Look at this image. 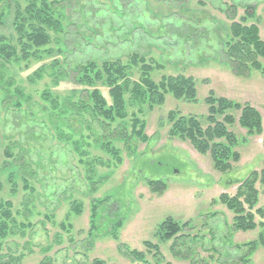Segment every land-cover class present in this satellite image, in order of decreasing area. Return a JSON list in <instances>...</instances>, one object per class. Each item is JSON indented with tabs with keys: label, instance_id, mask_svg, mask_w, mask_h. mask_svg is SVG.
Segmentation results:
<instances>
[{
	"label": "rangeland",
	"instance_id": "rangeland-1",
	"mask_svg": "<svg viewBox=\"0 0 264 264\" xmlns=\"http://www.w3.org/2000/svg\"><path fill=\"white\" fill-rule=\"evenodd\" d=\"M60 1L59 11L68 33L49 30L50 43L28 58H22V45L14 28L13 0H9L12 8L0 23V46L9 43L17 49V55L10 60L0 55L4 81H15L11 99H7L0 84V212L1 205L11 201L15 218L3 239L0 256L4 261L16 259L9 264H94L95 259L104 264H264V227L259 224L264 221V214L256 213L259 225L254 230L237 231L232 227L234 214L225 205L213 202L222 193L234 195L252 171L264 169L262 136L248 135L238 122L231 126L240 140L237 149L241 160L233 164L231 171L222 173L215 169L209 154L202 155L189 141L170 138L168 134L169 112L205 116V98L211 90L217 96L251 103L261 112L264 122L262 73L253 70L248 77L237 76L216 55L231 23L220 11L221 3ZM224 1L228 5L235 2ZM236 2L256 7L251 22L259 23L264 39V0ZM25 5L22 0V6ZM244 13L245 8L239 7L238 16ZM75 38L80 39L77 47ZM134 53L153 65L151 76L156 82L164 75L195 78L197 101L167 94L164 104L152 109L128 106V117L117 119L112 126H126L127 140H112L120 161L85 127L78 134L62 127L65 135L72 138H59L50 121L51 111L42 113L40 109V104L50 107L42 95L49 92L59 97L64 106L79 101L83 86L62 73L72 75L75 66L90 60L128 63ZM260 60L264 66V57ZM131 71L133 79L138 80V67ZM17 86L23 89L22 97L16 93ZM101 90L111 101L108 89ZM133 114L145 123L147 142L133 135ZM102 132L100 129L99 133ZM8 148L13 157L6 155ZM21 150L23 160L31 163V168L34 163L38 170L34 178L24 177L14 162ZM150 179L164 180L165 192H153ZM256 187L260 194L255 209L262 208L264 212V185L257 183ZM95 199L109 203L108 219L121 218L117 239L91 230ZM168 216L181 223L191 221L193 226L187 229V242L176 241L181 257L172 250L175 239L163 240L158 230ZM107 229L111 230L110 224ZM146 241L159 245V253L154 248L150 250ZM251 242H256L257 248L248 257L245 254ZM121 245L143 251L145 260L126 256Z\"/></svg>",
	"mask_w": 264,
	"mask_h": 264
},
{
	"label": "trees",
	"instance_id": "trees-1",
	"mask_svg": "<svg viewBox=\"0 0 264 264\" xmlns=\"http://www.w3.org/2000/svg\"><path fill=\"white\" fill-rule=\"evenodd\" d=\"M13 1L16 5L13 24L19 36V44L22 45V58H28L30 54L36 55L37 49L50 43L52 37L49 30L68 33L59 11L60 0H24L25 6H22V0ZM198 1L205 4L207 0ZM211 1L221 3L220 11L231 21L225 39L220 40V49L216 51V55L221 61L228 64L231 72L237 76L248 77L253 70L260 71L264 76V66L260 60L264 57V39L260 35L259 23L256 20L251 22V19L256 16V7L236 2V0H233L235 2L229 5L224 0ZM241 6L245 8V13L238 16V8ZM11 8L12 3L9 0H0V23L7 14V10ZM77 34L79 35V31ZM78 43L80 44V39L75 38L74 45L76 47ZM67 44L66 47L69 46ZM31 46L32 53L30 52ZM0 55L5 60H10L11 57L17 55V49L9 43L1 44ZM134 67H138V80L133 79L134 72L131 69ZM152 69L153 65L148 63L144 56L137 53L130 57L128 63L121 60H105L103 62L90 60L80 63L71 70L72 75L66 71L62 73L64 76H71L78 85L83 86L79 91V101H72L69 102V105L64 106L59 97L51 96L49 92H45L42 97L45 102L50 103V107L45 103L39 105L40 109L42 113L51 111L49 113L50 121L57 129L59 138L68 140L72 138L71 135H65L62 127L70 128L74 134L81 133L82 128L85 127L91 132V136L97 135V142H101L107 151L113 153L120 161L117 149L112 146V140L117 138L127 140L126 126L118 125L119 127L116 128L112 126L117 122V119L124 120L128 117V106L139 105V110H142L144 106L152 109L157 105H163L167 94H172L176 99L189 102L197 101L195 78L183 74L164 75L159 82H156L151 76ZM3 77L4 74L1 73L0 84L6 91L7 99H11L13 95L10 90L15 85V81L12 79L4 81ZM101 87L108 89L111 101L104 96ZM15 90L18 96H23L22 88L17 86ZM7 101L12 102L13 100ZM7 101L5 104H8ZM205 103L208 106L205 116L185 115L176 110L170 111L168 134L170 138L189 141L194 149L202 155L209 154L215 169L227 173L233 169L234 163L241 160V153L237 149L240 140L238 135L232 131L231 126L238 122L242 128L247 130L248 135L262 136L264 146L263 116L251 103L217 96L212 90L205 98ZM16 104L21 106V103ZM33 107L32 117L36 116ZM25 112L28 114L29 111L25 110ZM204 120L207 124H204ZM131 126L132 133L137 139L142 142L148 141V136L145 134V123L137 115L133 116ZM100 129L104 131L102 134L99 133ZM77 143L75 141V144ZM22 151L15 156L14 162L24 177L34 178L38 170L33 167L34 163L31 168V163L23 160ZM6 155L13 157L10 148L6 151ZM36 164L38 167L39 163ZM11 173L13 174L14 171ZM257 183L264 185V169L260 172L252 171L240 182L234 195L222 193L218 199L213 201L225 205L234 214L232 219L234 230L250 231L257 228L259 224L264 227V221L259 224L256 222V213L262 216L264 214L262 208L255 209L260 194L256 187ZM149 185L151 190L158 194H163L167 188V183L161 179H150ZM105 200L95 199L92 203L91 230L100 234L113 235L117 239L122 221L121 218L108 219L110 205ZM13 222H15V218L12 213V202L6 201L1 205L0 212V250L3 239L8 236ZM109 224L111 225L110 231L107 229ZM192 228L191 221L181 223L172 216H168L158 226L163 240L175 239L172 250L179 257H181V252L176 250V241L182 239L187 242L190 236L187 229ZM145 244L150 250L154 248L159 253V245L153 244L151 241H146ZM256 245V242L249 243L245 255L249 257L257 248ZM262 245H264V238H262ZM122 247L126 256L136 260H145L143 251L131 250L127 245H121L120 248ZM14 261L16 262L14 258L4 261L3 256H0V264H9ZM94 264H104V262L95 259Z\"/></svg>",
	"mask_w": 264,
	"mask_h": 264
}]
</instances>
